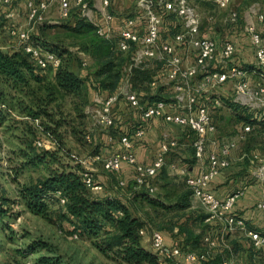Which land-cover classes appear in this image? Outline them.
<instances>
[{
    "label": "built area",
    "instance_id": "1",
    "mask_svg": "<svg viewBox=\"0 0 264 264\" xmlns=\"http://www.w3.org/2000/svg\"><path fill=\"white\" fill-rule=\"evenodd\" d=\"M92 2H100L101 8H98ZM220 9L226 10L232 0H212ZM14 2H23L26 8L27 28H11L10 34L17 39V50L29 56L35 66L44 72L48 68L58 69L61 60L55 54L41 48L32 38V30L35 26L45 22V15L54 5L58 8V17L62 21L69 19L70 12L73 8L69 0H43L35 2L34 0H0V23L5 20L18 18L20 15L15 11L2 13V8L11 6ZM110 0H75V8L79 9L81 17L87 19L95 28L99 37L111 38L112 17L107 13ZM136 12L128 16L120 28V36L117 42V50L129 55L130 64L127 68L128 74L139 68H146L149 62H160L164 65L167 72V79L171 83L173 96L170 102L157 101L152 105H143L140 103L136 93L130 90L129 80L125 79L124 83L118 87L117 93L105 98L97 96L95 102L98 109L93 115V125L95 127H112L114 123L113 106L118 102L120 97L125 98L132 107L136 108L140 119L145 122L153 118H161L164 122L175 126L187 128L192 131L196 138L193 142L194 156L197 161H202L207 147L210 145L217 148V151L208 152V163L206 168L199 175L194 177H185V184L191 192V197L198 201L207 211V222L217 220L224 224L227 233L241 231L249 238L254 248L264 255V235L247 229L243 219L233 214L234 206L241 197L242 191H236L224 200L209 192V186L215 177L224 169L230 166L229 153L236 146L234 141L218 144L215 140H210L211 136L216 133V125L212 121V111L207 104L198 103V91L193 87L192 80L200 73H203L205 84L217 86L228 81L234 83V102L240 106H245L253 110H264V85L258 84L252 87L249 77L250 72L237 65L231 64L235 54V46L228 41L223 42L221 49L215 40L205 37L201 30V18L193 4L187 0H136ZM100 13L103 24L95 19L94 14ZM173 16L181 23V30L174 36V40L179 42L184 48L192 50L195 58L192 64L187 68L182 67V59L176 54L174 47L168 43L160 41L161 27L166 17ZM230 22H236L237 14L232 13L229 17ZM58 23V22H55ZM250 36L256 68L264 75V39L260 32H257L254 25L246 28ZM218 62L221 64L219 69L209 71L211 63ZM85 66L86 64L83 63ZM264 77V76H263ZM152 86L156 82L151 83ZM213 101L214 107H220L219 99ZM170 107L175 114L165 113L164 110ZM249 124L242 127L240 139L244 138L243 134L251 132ZM144 135V130L138 128L133 133L134 138H140ZM48 137V136H46ZM50 140L52 138L48 137ZM86 140L91 142L89 135ZM53 142V140H52ZM51 142V145L54 143ZM120 143L123 151L112 154L108 157H102L100 154L91 155L87 159L79 160L72 156L78 165L82 167V178L85 186L92 190H101L100 185L95 184L89 164L101 162L105 171L116 174L120 171L122 164L131 166L134 170L133 183L135 189L146 187L150 194L156 190L154 180L159 170L165 164V156L176 148L175 141H164L160 146V152L155 160L149 165H143L138 162L133 151L132 138L121 136ZM40 148L45 147L46 141L40 138L36 141ZM176 167L170 166L169 175L174 176ZM184 175V172H183ZM255 178L259 181L262 188V198L257 205L261 212L264 222V160L255 171ZM118 189L125 192L127 184L124 180L118 181ZM55 198L64 205L66 200L60 191H56ZM140 235L146 233L141 230ZM74 239L77 234H72ZM150 243L153 252L162 259L172 260L173 264H202L206 261L211 250H215L217 244L210 238H205L208 251L202 254L183 253L177 247H168L165 245L164 237L160 232L154 231L150 235ZM27 264H33L28 262ZM222 264H236L234 261H224Z\"/></svg>",
    "mask_w": 264,
    "mask_h": 264
},
{
    "label": "crops",
    "instance_id": "2",
    "mask_svg": "<svg viewBox=\"0 0 264 264\" xmlns=\"http://www.w3.org/2000/svg\"><path fill=\"white\" fill-rule=\"evenodd\" d=\"M34 1L40 2L43 0ZM69 1L73 8H75V0ZM195 2L201 6L204 11L203 13H205L204 20L201 17L202 34L205 37L215 40L218 50L221 49L223 42H231L235 46V54L230 61L231 64L249 69V80L251 85L253 83L255 85H264V75L256 68L254 48L252 46L250 36L246 32V28L249 25H254L257 32H260L264 39V0H232L231 8L234 13L237 14V20L236 22H230V16L223 19V22L226 20L227 27L230 30H226L228 31L226 34L223 33V29L219 26H215L214 31L211 30L214 27L212 24L213 17L209 15L208 12L212 11L210 10V5L211 2H214L212 0H195ZM90 3L91 5L95 4L98 8L102 9L100 2L90 1ZM135 7L136 0H110L109 7L107 8V13L112 17V35L110 39L115 43L119 40L120 28L124 19L135 14ZM218 9L220 12L224 11L223 9ZM1 11L3 14H6L9 11H15L19 15L21 13L26 14V8L23 2L18 3L15 7H12V5L6 6L5 8H2ZM94 15L95 16L93 17L103 24V21L99 16L100 13ZM8 22L10 25H8L7 29L3 26V24L0 25L6 30V34L8 33L7 39H2L4 45L0 46L2 49L5 48L17 51V43L15 38L10 34V29L16 27L21 29L27 28L26 17L13 18L8 20ZM204 25H206V27H204ZM180 30L181 23L177 18H165L161 27L160 41L162 43L171 44L174 47L176 54L183 61L182 67L187 68L193 63L192 60H194L195 54L192 50L184 48L179 42L174 40V36ZM31 33H34V30H32ZM10 43L15 46L9 45ZM119 53H121L122 57L126 58L127 53ZM86 55L90 60V67L91 65L94 66L91 56L88 53H86ZM125 66L126 65L123 64L119 87L124 83L125 79L128 78L129 88L136 93L141 104L152 105L157 101L170 102L173 96L172 86L167 79V72L162 63L149 62L146 68L137 69L139 72L135 69L136 71L133 70L130 74L125 72L127 71ZM220 66V63L214 62L210 64L208 69L209 71H214L219 69ZM79 68L78 66L73 65L71 70L83 79L85 88L89 95V102L93 101L98 96L96 88L98 82L94 76L96 67L94 66L90 70H83ZM91 70H94V72L91 73ZM54 71L55 70L53 69L52 72L54 73ZM153 81L156 82L155 86L151 85ZM192 84L198 91V103L201 104L205 102V104H207L212 111V121L216 125L217 129L216 133L211 136L210 140H215L218 144L230 141H234L236 143V146L229 153L230 166L222 170L215 177L209 186V190L215 197L221 200H224L236 191H242V195L237 200L233 212L244 218L249 230H253L264 235V222L262 220L261 212L257 208V205L262 198V188L261 184L254 175L261 161L264 160V116L259 113V111L264 112V110H253L247 107L249 112H251L254 117L263 121V125L255 124L252 128V132L243 134L245 135L244 138L240 139L238 135L242 134V127L245 123L238 119V116L234 111L223 105V102H221L220 107H223L224 114H215L214 108L217 107H214L213 101H211L214 99L222 100L231 97L234 87L233 81H228L217 86H211L209 83L205 84L203 73H200L192 80ZM100 93L104 98L112 95L106 91H100ZM164 112L167 114L177 113L170 107H167ZM113 117V126L110 128L103 127L102 129L106 130V133L99 136L101 138L94 137L92 155L98 154L96 151H100V149L103 151V154H100L102 157H108L112 154L122 152L123 146L120 143V137L129 136L132 138L133 151L138 162L143 165H149L159 154L160 146L164 141H175L177 143L176 148L168 153L164 159L165 167L168 168V171L170 166L177 168L174 173L175 175L170 177L172 182L184 183L185 177H194L199 175L207 166L208 152L213 150L217 151V148H213V146L209 144L203 160L197 161L194 156L193 149V142L195 141L196 136L192 131L187 128L166 123L161 118H153L143 122L140 119L136 108L132 107L123 97H120L118 102L113 106ZM138 128H142L144 130V135L140 138H134L133 133ZM101 142L103 143V147L98 148ZM90 165L91 164H89V166ZM90 171H92L95 175V182L102 187L101 190L93 191L96 196L114 195L116 193L115 190L117 189V187L114 186V180L117 183L119 180H124L128 185L129 183H132L134 179V170L127 164H122L120 171L116 174L105 171L103 167L101 169L99 167H90ZM169 190L170 186H168L167 190L164 189L163 192H169ZM160 195L162 199L164 197L162 191H160ZM174 197L175 196H172V198ZM189 202L190 204L192 202L200 204L191 197H189ZM189 211H192V206L187 209V212ZM196 213L197 212H193L194 215H196ZM207 217L208 215H206L203 220L198 219V224L204 228V239L210 237L216 242L217 247L214 254H222L224 250L231 251L233 247V239H236V237L239 239L243 238V236H237L236 234H228L224 224L220 221L211 220L207 222ZM198 230L200 231V229ZM173 231L174 233H177L176 228H174ZM165 235L166 237L164 235L163 236L166 246L168 245L169 247L170 245L175 244V239L171 238L167 234ZM178 238L179 240H183V237L178 236ZM148 241H150V235L146 233V235L143 236V243H147ZM249 245L251 246V243H249ZM232 254L234 255H231L230 259L225 261H234L236 264H264V255L259 262L257 257L260 256L252 254L251 251H248L245 248H242L241 251Z\"/></svg>",
    "mask_w": 264,
    "mask_h": 264
},
{
    "label": "trees",
    "instance_id": "3",
    "mask_svg": "<svg viewBox=\"0 0 264 264\" xmlns=\"http://www.w3.org/2000/svg\"><path fill=\"white\" fill-rule=\"evenodd\" d=\"M166 18L174 17L169 16ZM65 23L72 32L89 37V44L84 51L91 56L96 67L94 76L98 82L97 90L115 94L119 87L123 64L125 65L129 55L127 54L128 57L126 56V58L122 57L120 51L117 50V43L111 39L99 37L94 26L81 17L78 8H72L69 19L62 21L60 25L64 26ZM42 30H37V37H41L39 34L42 33ZM46 51L55 54L60 59L64 55V52L59 51L58 48H51V50ZM74 61L79 63L77 57L72 62ZM244 69L249 71L248 68L244 67ZM137 72L139 71L137 70ZM32 83L37 85L38 91L42 90L40 95L42 92L44 94L38 96V92L32 87ZM3 85H7L10 90L16 93L18 91L25 93L27 95V116L37 122L42 121V124L38 127V135L35 131H30V138L27 141V164L42 167L48 163H55L56 160L60 159L61 151H64V147L59 145V141L63 140V133L55 129L51 132L50 127L44 120L51 118L50 107L56 98L58 101L62 100L61 104L70 98L76 106L77 112H80L78 117H82L81 111L89 103V95L83 79L70 69L68 62H63V64L61 62L60 67L54 73L52 72V78L48 81L45 72H41L28 55L19 50H8V53H4L0 46V105L10 106L12 98H9L8 94L6 95L4 90L1 89ZM219 101L234 111L238 119L243 121L245 125L249 124L251 128L255 124L263 125V121L254 117L247 107L235 103L234 98L229 97ZM54 124L60 126L59 122ZM41 135L52 138L59 149L55 152H49L44 149L45 147H38L36 141L41 138ZM86 136H84L85 142L93 144V139L91 138V142H88ZM79 137L80 140L83 139V137ZM67 156L69 157V154ZM59 163L60 166L57 169L51 170L45 179L39 180L34 187L27 190L26 201L31 208L37 209L39 208L38 203L42 201L45 194L51 192L54 196L56 191H60L66 200L63 206L66 209L71 226L82 236L89 238L103 237L104 243L97 246L103 253L115 251L116 255H119V259L125 264H160V262L173 264L172 260L162 259L153 251L146 250L144 247L143 236L140 235V231L143 230L151 235L152 232L156 231L153 230V227L165 237L164 233H167L175 239V244L169 247L175 246L183 253L202 254L208 251L204 239V228L198 224V219L203 220L206 216L193 214V220L197 228L199 227V232H195L188 227H179V234L183 236V240H179V234L173 231L175 226V222H171L173 216L174 214L186 212L191 206L189 202L191 192L186 184V191L177 189L180 182H172L170 177L173 176L169 175L165 164L155 177V194H150L146 187L135 189V184L132 181L127 185L125 192L116 189L114 195L96 196L92 190L85 186L80 165ZM95 184L99 185L96 182ZM168 186H170L169 192H163L164 189L167 190ZM160 191L164 194L163 200ZM209 192L211 191L209 190ZM172 196L175 197L172 198ZM3 214L4 210L0 203V216H3ZM233 214L244 220L242 216L234 212ZM244 222L246 224L245 220ZM228 234L243 236V240L233 239L231 249L233 251L224 250L223 255L214 254L215 250H211L209 258L202 264H222L226 257L233 256L232 253H237L242 248L251 251L256 256L259 255L260 257H257V260L261 261L263 255L254 248L251 240L243 232L236 231ZM249 243H251V246ZM49 263L46 258H40L37 261V264Z\"/></svg>",
    "mask_w": 264,
    "mask_h": 264
},
{
    "label": "rangeland",
    "instance_id": "4",
    "mask_svg": "<svg viewBox=\"0 0 264 264\" xmlns=\"http://www.w3.org/2000/svg\"><path fill=\"white\" fill-rule=\"evenodd\" d=\"M187 1L196 7L199 17L204 20L205 13H203L201 6L195 0ZM17 4L18 2H14L12 7ZM210 10L212 11L208 14L213 17L212 24L214 26L211 30L214 31L215 26H219L226 34L228 32L226 30L229 29L226 20L224 23L223 19L234 12L231 4L226 10L220 12L218 7L211 2ZM20 17L25 18V13H21ZM86 21L89 23L87 19ZM61 23L58 17V8L54 5L46 13L45 22L35 26L34 33H32L33 40L44 50L58 48L59 51H63L64 55L60 60L62 64L68 62L70 69L73 65L83 70L92 69L94 66L91 65L90 67V60L86 55L87 52L84 51L89 44V37L72 32L67 23L64 26L60 25ZM2 24L6 29L10 25L5 19L0 23V25ZM3 26H0V45H4L2 39H7L8 36ZM38 29H43L42 33L39 34L40 38L37 37ZM15 40L17 43L16 38ZM9 45L15 46L12 43ZM75 57L79 59V63L72 62ZM83 63L86 65L83 66ZM130 63L128 57L125 68H128ZM52 70L53 68H48L44 71L48 81L52 78ZM90 72L92 73L94 70ZM125 72L128 73V71ZM251 86L255 87L256 85L253 83ZM32 87L37 90L38 96L44 94L42 92L40 95L42 90L38 91L37 85L32 83ZM1 89L12 99L10 106L0 105V203L4 210L3 216H0V264H27L28 262L37 264L40 258H46L50 262L49 264H125L119 259V255H116L115 251L106 254L100 251L97 246L104 243L103 237L89 238L74 230L69 222L65 207L51 192L42 197L43 199L38 203L39 208L37 209L31 208L26 201L27 190L34 187L39 180L45 179L51 170L57 169L60 166L59 162L75 165L78 163L72 159V156L82 160L92 155L93 146L85 142L84 136L89 135L94 140V137L106 133L102 126L95 127L93 125V115L99 107L98 104L95 100L90 101L83 107L82 117L79 118L80 112H77L78 110L70 98L66 101L63 100L62 104V100L58 101L56 98L50 107L51 118L45 119L44 122L50 127L51 132L55 129L63 133V140L59 141V145L64 147V151H61L60 159L56 160L55 163L34 167L27 164V141L30 138L31 130L38 135V127L42 121L37 122L27 116V95L25 93L21 91L16 93L10 90L7 85H3ZM53 89L55 90V87ZM97 91L99 92L97 95L102 97L100 91ZM231 97L234 98V87ZM214 111L215 114H224L223 107L214 108ZM259 113L264 116V112L259 111ZM55 122H59L60 126L55 125ZM79 136L83 137L82 141ZM40 137L46 141L44 148L46 151L55 152L59 149L45 135ZM51 142L54 144L51 145ZM101 147H103L102 142L98 148ZM96 152L103 154L101 149ZM90 167L101 169L103 166L101 162H95L88 168L90 169ZM91 174L94 179L95 175L92 171ZM117 184L114 180L115 187L118 186ZM177 189L187 190L185 183L182 184V182L179 183ZM191 206L192 211L174 214L171 222H175L174 228L177 229V234H179L180 226L188 227L195 232L199 231L192 214L197 212L196 214L206 216L207 211L198 203L192 202ZM153 230L157 231L155 227ZM74 232L77 234L76 239L72 237ZM179 236L183 237L180 234ZM236 239L238 241L243 240L238 237ZM143 245L146 250L153 251L150 241L143 243ZM227 259L230 257H226L224 261ZM160 264L163 263L160 262Z\"/></svg>",
    "mask_w": 264,
    "mask_h": 264
},
{
    "label": "water",
    "instance_id": "5",
    "mask_svg": "<svg viewBox=\"0 0 264 264\" xmlns=\"http://www.w3.org/2000/svg\"><path fill=\"white\" fill-rule=\"evenodd\" d=\"M4 53H8V50L7 49H2Z\"/></svg>",
    "mask_w": 264,
    "mask_h": 264
}]
</instances>
